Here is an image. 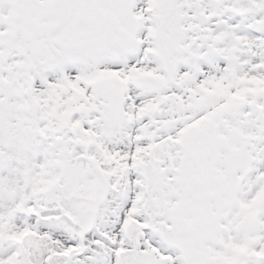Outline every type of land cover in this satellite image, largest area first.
I'll use <instances>...</instances> for the list:
<instances>
[{"label": "snow or ice", "instance_id": "obj_1", "mask_svg": "<svg viewBox=\"0 0 264 264\" xmlns=\"http://www.w3.org/2000/svg\"><path fill=\"white\" fill-rule=\"evenodd\" d=\"M0 264H264V0H0Z\"/></svg>", "mask_w": 264, "mask_h": 264}]
</instances>
